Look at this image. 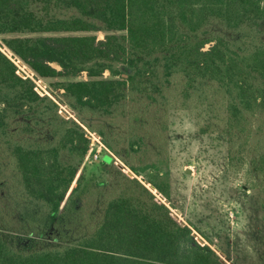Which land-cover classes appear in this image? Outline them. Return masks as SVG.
<instances>
[{
	"label": "trees",
	"instance_id": "16d2710c",
	"mask_svg": "<svg viewBox=\"0 0 264 264\" xmlns=\"http://www.w3.org/2000/svg\"><path fill=\"white\" fill-rule=\"evenodd\" d=\"M0 35V264H264V0H0ZM177 112L244 174L241 256L174 209Z\"/></svg>",
	"mask_w": 264,
	"mask_h": 264
},
{
	"label": "rangeland",
	"instance_id": "374dc122",
	"mask_svg": "<svg viewBox=\"0 0 264 264\" xmlns=\"http://www.w3.org/2000/svg\"><path fill=\"white\" fill-rule=\"evenodd\" d=\"M95 34L97 39L104 37L102 31ZM2 37L0 35V40ZM104 76L107 77L108 72ZM84 78L85 73L76 77ZM62 79L44 78L42 83L49 85ZM194 131L192 120L184 112L173 115L170 183L174 209L182 220L197 226L210 239L221 240L229 251L225 242L230 237V241L236 243V253L241 256L247 242L245 232L248 233L249 224L238 203L236 191L241 186L244 174L238 173V180L234 174L225 171L223 146L209 139L202 141ZM103 156L102 153L101 160ZM227 261L228 264L232 263Z\"/></svg>",
	"mask_w": 264,
	"mask_h": 264
},
{
	"label": "built area",
	"instance_id": "2783aa9c",
	"mask_svg": "<svg viewBox=\"0 0 264 264\" xmlns=\"http://www.w3.org/2000/svg\"><path fill=\"white\" fill-rule=\"evenodd\" d=\"M103 145L102 143H100L99 141H96L93 145L92 151H91V155L89 156V161H96L98 159H100L101 155H102V151H103Z\"/></svg>",
	"mask_w": 264,
	"mask_h": 264
},
{
	"label": "water",
	"instance_id": "95a60500",
	"mask_svg": "<svg viewBox=\"0 0 264 264\" xmlns=\"http://www.w3.org/2000/svg\"><path fill=\"white\" fill-rule=\"evenodd\" d=\"M102 159L105 160V161L106 160H110V158L108 157V155H104Z\"/></svg>",
	"mask_w": 264,
	"mask_h": 264
}]
</instances>
